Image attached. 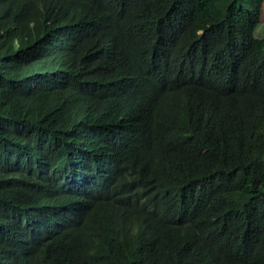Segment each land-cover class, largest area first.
I'll use <instances>...</instances> for the list:
<instances>
[{"label":"trees","instance_id":"16d2710c","mask_svg":"<svg viewBox=\"0 0 264 264\" xmlns=\"http://www.w3.org/2000/svg\"><path fill=\"white\" fill-rule=\"evenodd\" d=\"M264 0H0V264H264Z\"/></svg>","mask_w":264,"mask_h":264},{"label":"rangeland","instance_id":"374dc122","mask_svg":"<svg viewBox=\"0 0 264 264\" xmlns=\"http://www.w3.org/2000/svg\"><path fill=\"white\" fill-rule=\"evenodd\" d=\"M255 34L259 37L264 38V2L261 9V17Z\"/></svg>","mask_w":264,"mask_h":264}]
</instances>
